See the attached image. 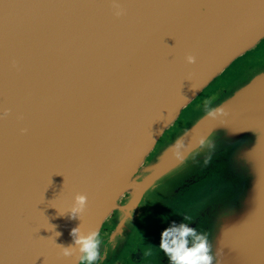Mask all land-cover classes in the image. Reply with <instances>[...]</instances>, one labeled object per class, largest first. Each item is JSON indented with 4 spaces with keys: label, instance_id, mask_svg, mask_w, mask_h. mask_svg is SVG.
Masks as SVG:
<instances>
[{
    "label": "water",
    "instance_id": "1",
    "mask_svg": "<svg viewBox=\"0 0 264 264\" xmlns=\"http://www.w3.org/2000/svg\"><path fill=\"white\" fill-rule=\"evenodd\" d=\"M117 2L120 17L113 0H0V264H78L57 245H74L73 228L100 231L118 214L121 232L177 172L188 174L170 194L193 197L178 220L156 212L159 232L184 222L207 234L213 264H264V68L212 102L228 116L203 108L147 161L181 111L264 39V0ZM181 137L182 160L171 151ZM77 193L88 202L72 218Z\"/></svg>",
    "mask_w": 264,
    "mask_h": 264
},
{
    "label": "flooded vegetation",
    "instance_id": "2",
    "mask_svg": "<svg viewBox=\"0 0 264 264\" xmlns=\"http://www.w3.org/2000/svg\"><path fill=\"white\" fill-rule=\"evenodd\" d=\"M165 133L159 145L163 144ZM187 174L177 172L165 177L155 191L143 198L139 209L131 215L127 226L121 232H116L118 214L109 217L99 231L101 257L94 264H169V258L159 249L161 224L157 223L156 212L161 209L160 221L168 222L171 216L178 220L185 214L187 201L190 202L193 197L192 187L184 192H178V189L176 193H170ZM162 202L164 204L161 205ZM160 221L158 220L159 223ZM156 230L158 239L154 237Z\"/></svg>",
    "mask_w": 264,
    "mask_h": 264
},
{
    "label": "clouds",
    "instance_id": "3",
    "mask_svg": "<svg viewBox=\"0 0 264 264\" xmlns=\"http://www.w3.org/2000/svg\"><path fill=\"white\" fill-rule=\"evenodd\" d=\"M114 15L120 17L125 14V9L117 2L113 0ZM186 61L189 64L196 62V57L189 54L186 56ZM16 62L13 61L15 67ZM212 101H204V110L207 117L211 119H217L218 117L228 116V112L224 106L211 107ZM10 109L5 108L3 116L9 114ZM21 132H27V129H21ZM205 138L200 137L198 144L203 146L205 144ZM191 145L185 144V139L181 137L172 146L171 151L174 153L177 159H183V151H187ZM183 150V151H182ZM88 198L83 193H77L74 196L73 203L68 214L72 218L79 217L85 211L87 207ZM190 219L184 217L183 220ZM59 236L60 233L56 232ZM71 236L74 240V245L63 246L57 244L60 248V254L64 257L76 256L78 264H94L101 257L100 244L101 236L98 229H92L87 232H83L81 227H75L71 230ZM213 245L210 243L207 234H199L195 227L189 226V224L181 222L177 224L175 221L165 228L161 233V240L159 249L169 258V264H213L214 257L212 255Z\"/></svg>",
    "mask_w": 264,
    "mask_h": 264
},
{
    "label": "rangeland",
    "instance_id": "4",
    "mask_svg": "<svg viewBox=\"0 0 264 264\" xmlns=\"http://www.w3.org/2000/svg\"><path fill=\"white\" fill-rule=\"evenodd\" d=\"M264 68V39H262L254 48L250 49L243 55L235 59L220 75L215 77L206 86L202 92L180 113L176 122L166 131L163 144L159 143L154 149V154L157 153L166 143L172 140L175 134H178L183 128L188 126L204 108V101L211 100L212 102L219 100L220 94L224 91L233 88L238 83L247 80L253 73ZM202 110V111H201ZM175 132V133H174ZM160 146L159 148L157 146ZM158 148V149H156ZM150 155V156H151ZM151 157V158H152ZM150 157L147 158V161Z\"/></svg>",
    "mask_w": 264,
    "mask_h": 264
},
{
    "label": "bare ground",
    "instance_id": "5",
    "mask_svg": "<svg viewBox=\"0 0 264 264\" xmlns=\"http://www.w3.org/2000/svg\"><path fill=\"white\" fill-rule=\"evenodd\" d=\"M139 179H138V177L135 179V181H132V182H130L129 184H128V187L126 188V190H129V189H133L138 183H139ZM116 205H117V203H116ZM115 205V206H116Z\"/></svg>",
    "mask_w": 264,
    "mask_h": 264
}]
</instances>
